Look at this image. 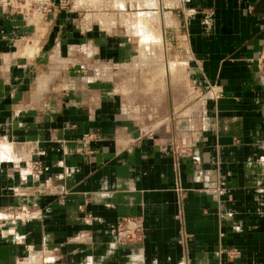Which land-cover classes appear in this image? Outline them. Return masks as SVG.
<instances>
[{"label":"crops","instance_id":"crops-1","mask_svg":"<svg viewBox=\"0 0 264 264\" xmlns=\"http://www.w3.org/2000/svg\"><path fill=\"white\" fill-rule=\"evenodd\" d=\"M159 2L180 58L165 49L166 77L206 92L174 134L143 127L114 83L126 60L146 75L140 38L135 56L76 8L0 10V264H264V3Z\"/></svg>","mask_w":264,"mask_h":264},{"label":"rangeland","instance_id":"rangeland-1","mask_svg":"<svg viewBox=\"0 0 264 264\" xmlns=\"http://www.w3.org/2000/svg\"><path fill=\"white\" fill-rule=\"evenodd\" d=\"M147 1L148 0L146 1L145 0L143 1L142 0H70L71 3L70 6L78 10L77 13L79 19L83 18L88 22L91 21V20H87L88 15L89 16L93 15L97 17V19L101 18L102 16L103 18L99 20L104 21L107 24V26H111V25L112 26L105 27L102 24H100L98 21H95L94 26L96 27V30L97 28H99L98 25H100V27L103 28L101 29L102 31L100 30V32H102L103 34L111 33L114 35L116 34V36H120V38H124L129 42V47L131 48L130 50L132 53H134L135 56L138 53L139 38L141 37L140 38L141 44L143 43L142 44L143 46H141L143 49L142 54H145L146 56L145 58H147L148 60L150 59L152 61L153 58L155 60L157 59L158 63L154 61L156 65L155 66L153 61L152 62L150 61V63L149 61H147L148 63H146L143 69L146 70V75H141L140 73L141 69L135 67L134 59L126 60L124 63L127 62L128 66H125L124 68H122L123 64L121 66H119L120 64L118 66L117 65L114 66L113 76H112L114 79V83L116 84L119 93H121L124 100V104H126V108L130 111V114L134 115L137 118H140L141 121L143 122V127H145L148 131H159V132L161 131L172 134L180 133L182 128V125L180 123L183 121L184 118L182 116V112H184L186 108L192 107L193 104H200L206 92L202 88L196 87L193 82V78L190 76H189L190 79L189 82H190V86L193 87L192 90L188 85H185V83H183L182 81L176 82L175 84H173L172 82L171 85V80L169 79V76H167L168 77L167 79L166 76L162 75L165 74L163 73L165 72L164 63H162L165 50L162 45L163 44L162 39L159 38V36L161 37L162 35L161 29L163 28L165 31V27L169 25H165L166 22L162 23L164 24L162 25L158 23L160 22L158 20L157 24H154L155 26L153 25L155 27V28L153 27L152 29L153 31H150L148 28L145 29V27L143 26L144 24L141 23L140 25V23L138 21H135V19H133L132 17L133 14L135 15L136 12L145 11L147 13L149 11L156 9L153 6L159 7L158 4L159 0L158 1L151 0L148 3ZM161 1H162V8L165 11H169L170 6L174 5V3L178 0H161ZM149 3L152 4L150 5ZM102 12L104 15L102 14ZM129 13L131 16L129 15ZM122 17H124L125 20H123ZM105 19H108V21ZM114 19L116 20L118 19L117 22ZM133 23L137 25H134ZM140 26H142L145 30L142 27L140 28ZM156 28H158L157 30H161V31L159 32L156 31ZM140 33L143 37L141 35H138ZM144 34L147 35V37ZM149 36L151 37L149 38ZM156 44L157 45L160 44L161 47L160 45L157 46ZM145 48L146 49L148 48V51ZM156 50L158 51V54L160 56L156 55L157 54ZM152 51L154 52L152 53ZM161 52L163 53L162 55ZM152 55H155L156 57ZM175 60H180V58H178L174 54V52H172L170 49L166 47V62L169 63L170 61H175ZM263 61H264V53L261 59V64ZM187 68H188V64H187ZM157 69L160 73L156 72ZM160 70H162L163 72ZM155 72L157 73L158 77ZM148 74H150V76H148ZM154 75H156L155 76L156 78L154 77ZM172 81H173V77H172ZM175 97H177V99H175Z\"/></svg>","mask_w":264,"mask_h":264},{"label":"built area","instance_id":"built-area-1","mask_svg":"<svg viewBox=\"0 0 264 264\" xmlns=\"http://www.w3.org/2000/svg\"><path fill=\"white\" fill-rule=\"evenodd\" d=\"M70 0H0V10L3 12H15L23 16H40L47 17L48 14H53L58 10H66L72 8ZM261 69L264 72V61L261 64ZM31 170L40 173L42 171L39 162L34 161ZM45 190L58 194L60 199H64L67 190L60 184L51 182L45 184ZM26 214L24 208L19 207L17 217L21 218ZM129 218H122L117 224V234L120 240H130L139 230V225L136 222L130 221Z\"/></svg>","mask_w":264,"mask_h":264},{"label":"bare ground","instance_id":"bare-ground-1","mask_svg":"<svg viewBox=\"0 0 264 264\" xmlns=\"http://www.w3.org/2000/svg\"><path fill=\"white\" fill-rule=\"evenodd\" d=\"M143 1V0H142ZM146 1V0H145ZM151 0H148L147 1V3L148 2H150ZM158 1V0H157ZM95 2V1H94ZM153 2V1H152ZM155 2V1H154ZM146 3V4H147ZM156 3V2H155ZM120 4V3H119ZM150 4V3H149ZM152 4V3H151ZM150 4V5H151ZM157 4V3H156ZM159 4V6H160V2L158 3ZM115 5H117V4H115ZM154 5V4H153ZM152 5V6H153ZM155 8H156V6H155ZM158 8V7H157ZM112 12V11H111ZM123 12V11H122ZM125 12V11H124ZM105 13V12H104ZM121 13V12H120ZM127 13V12H126ZM96 14V13H95ZM102 14H103V12H102ZM107 14V13H106ZM111 14V13H110ZM104 15V14H103ZM108 15V14H107ZM125 15V14H124ZM129 15H130V13H129ZM128 15V16H129ZM100 16V15H99ZM106 16V15H105ZM120 16H122V15H120ZM131 16V15H130ZM110 17H113V16H110ZM127 17V16H126ZM133 19H135V21H138L139 23H140V25H141V23L142 24H144L143 26L145 27V29L146 28H148L150 31H153L152 29H153V27L155 26L154 24H157V21L159 20L160 22H158V23H160V24H162V23H165L166 22V24L165 25H167L168 24V22H170V16H169V13H167V12H163V11H161L159 8H158V10L157 11H150V12H136L135 13V15L133 14ZM101 18H103L102 16H101ZM101 18H99V19H101ZM107 18V17H106ZM123 18V20H125L124 19V17H122ZM128 18V17H127ZM130 18V17H129ZM105 20H107L108 21V19H105ZM111 20V19H110ZM114 20H116V19H114ZM118 20V19H117ZM117 20H116V22H117ZM122 20V19H121ZM122 20V21H123ZM129 21V20H128ZM127 21V22H128ZM133 21V20H132ZM121 22V21H120ZM103 23V22H102ZM137 23V22H136ZM125 24V23H124ZM132 24V23H131ZM134 24V23H133ZM134 25H137V24H134ZM150 25H152V26H150ZM154 25V26H153ZM162 25H164V24H162ZM161 25V26H162ZM157 26V25H156ZM127 27V26H126ZM137 27V26H136ZM142 26H140V28H141ZM159 27V26H158ZM129 28V27H128ZM133 28H135V27H133ZM143 28V27H142ZM155 28V27H154ZM139 29V28H138ZM144 29V28H143ZM144 29V30H145ZM147 29V30H148ZM158 28H156V31H161L162 30V35H161V37L159 36L160 34H161V32H160V34L159 35H157V36H159V38H161L162 39V42H163V47H164V50L166 49V44H165V41H164V29L162 28L161 30H157ZM160 29V28H159ZM136 30V29H135ZM142 30V29H141ZM143 30V31H144ZM139 31V30H138ZM155 32V31H154ZM136 33H137V31H136ZM146 33V32H145ZM143 34V33H142ZM151 34V33H150ZM156 34V33H155ZM158 34V33H157ZM138 35H141V33L140 34H138ZM145 35V34H144ZM142 36V35H141ZM146 37H147V35H145ZM154 36V35H153ZM143 37V36H142ZM151 36H149V38H150ZM141 38V37H140ZM145 38V37H144ZM144 38H142V39H144ZM159 38H158V40H159ZM147 40V39H146ZM146 40H143V41H146ZM150 40V39H149ZM152 40V39H151ZM142 41V42H143ZM140 43V42H139ZM161 43V42H160ZM143 44V43H142ZM146 45V44H145ZM157 45V44H156ZM160 45V44H159ZM159 45H157V46H159ZM143 46V45H142ZM156 46V47H157ZM147 47H148V45H147ZM155 47V48H156ZM160 47H161V45H160ZM159 47V48H160ZM146 49V48H145ZM157 49V48H156ZM161 49V48H160ZM147 51H148V48L146 49ZM145 50V51H146ZM154 50V49H153ZM141 52H143V49L142 50H140ZM157 51V50H156ZM162 51V50H161ZM140 52V53H141ZM154 51H152V53H153ZM139 53V54H140ZM146 53V52H145ZM148 53V52H147ZM163 53L161 52V55H162ZM142 55V54H141ZM157 56L159 55L158 54V51H157V54H156ZM160 56V55H159ZM141 57V56H140ZM164 57H165V55H164ZM162 58V57H161ZM164 59V58H163ZM145 60H146V58H145ZM155 61H157V59L155 60ZM159 61V60H158ZM166 61V60H165ZM161 62V61H160ZM179 62V61H178ZM178 62L177 61H172V62H170V63H172V66H171V69H173V70H175L176 69V67H178V68H180L179 67V64H178ZM158 63V62H157ZM163 63V62H162ZM182 63V62H181ZM63 65V64H62ZM163 66V65H162ZM63 67V66H62ZM168 67H170V65L168 66ZM182 67V66H181ZM158 69H160V68H158ZM158 69L156 70V72H158V73H160L159 71H158ZM162 69V68H161ZM170 69V68H169ZM172 70V71H173ZM182 70V69H181ZM152 71V70H151ZM155 71V70H154ZM160 71H162V70H160ZM177 71V70H176ZM178 71L180 72V69H178ZM155 72V73H156ZM163 72V71H162ZM168 72V71H167ZM155 73H153V74H155ZM163 73H166V72H163ZM169 73H172V74H174L173 72H171V71H169ZM162 74V73H161ZM156 75H157V73H156ZM156 75H154V77L156 76ZM162 75H164V76H166L165 74H162ZM163 76V77H164ZM171 76V75H170ZM173 76V75H172ZM157 77H158V75H157ZM175 78H176V76H174ZM173 77V79L175 80V78ZM156 78V77H155ZM160 79V78H159ZM163 79V78H162ZM173 80V81H174ZM162 82V81H161Z\"/></svg>","mask_w":264,"mask_h":264},{"label":"water","instance_id":"water-1","mask_svg":"<svg viewBox=\"0 0 264 264\" xmlns=\"http://www.w3.org/2000/svg\"><path fill=\"white\" fill-rule=\"evenodd\" d=\"M262 2L264 3V0H262Z\"/></svg>","mask_w":264,"mask_h":264}]
</instances>
